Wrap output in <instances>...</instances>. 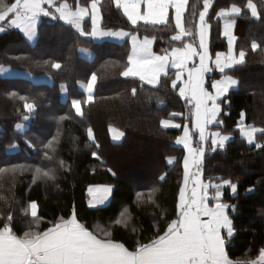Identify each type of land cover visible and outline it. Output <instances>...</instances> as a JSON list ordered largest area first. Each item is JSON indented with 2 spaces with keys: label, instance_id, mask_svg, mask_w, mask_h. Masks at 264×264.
<instances>
[{
  "label": "trees",
  "instance_id": "obj_1",
  "mask_svg": "<svg viewBox=\"0 0 264 264\" xmlns=\"http://www.w3.org/2000/svg\"><path fill=\"white\" fill-rule=\"evenodd\" d=\"M16 1L0 0V14ZM92 1L52 0L46 7L52 12V6L63 2L76 8ZM206 1L189 0L184 16L188 35L181 41L174 39L178 28L173 14L165 24H133L116 0L101 1L102 25L151 37L155 52L167 54L198 43ZM209 1L211 55L228 48L219 11L238 5L237 50L245 58L225 72L239 86L220 100V124L213 127L233 137L217 147L208 145L203 174L211 186L224 184L223 202L235 230L226 242L228 257L257 259L264 250V0ZM251 1L258 16L247 7ZM9 20L1 23L0 70L8 66L37 79L0 73V230L32 237L75 215L92 233L109 235L130 250L152 243L178 217L185 148L176 140L186 125H193L194 104L174 86V71L149 85L123 75L129 39L97 42L60 18L42 16L32 44ZM84 47L94 52L91 60L81 55ZM92 75L97 85L88 101L79 82ZM221 76L213 70L207 89ZM243 115L246 125L260 128L259 144L242 137L238 126ZM166 119L179 126L165 127ZM111 128L123 133L121 141L113 139ZM193 136L199 144L197 133ZM94 184L113 186L107 205H88V188ZM32 203L38 205L36 216Z\"/></svg>",
  "mask_w": 264,
  "mask_h": 264
},
{
  "label": "crops",
  "instance_id": "obj_2",
  "mask_svg": "<svg viewBox=\"0 0 264 264\" xmlns=\"http://www.w3.org/2000/svg\"><path fill=\"white\" fill-rule=\"evenodd\" d=\"M94 0L89 5H78L76 8L63 2L52 6V12L46 7L52 0H18L5 13L0 14L2 22L10 16L9 23L19 28L27 40L34 44L38 38V26L42 16L47 12L50 17L60 18L72 25L82 35L94 41L112 40L123 42L130 40L131 50L129 64L123 75L138 78L149 85H157L161 76L174 71V86L179 93L191 99L194 104L193 125H186L176 143L185 148L184 179L180 192L178 217L173 220L165 234L137 251L128 249L124 244L112 240L109 235L98 236L87 229L73 215L69 219L60 220L48 230L32 237L13 234L9 229L0 230V264H204L226 263L231 258L226 251L227 239L235 233L233 221L228 213V204L223 202L224 184H212L204 179L203 160L206 149L199 148L201 169L195 171V163L191 161L192 153L197 151L195 144L186 146L187 133H206L210 140L214 135L218 140L214 144L223 145L232 139L231 134H224L213 128L220 124L223 107L220 100L231 90L239 86L236 77L225 72L244 61L245 53L238 52L236 33L237 17L241 7L232 5L221 9L218 16L222 19V33L227 39L228 48L220 51L215 57L210 52V24L207 21L211 1H206L205 9L199 19V40L197 44L187 43L182 47H174L167 54L155 52V42L151 37L131 34L127 30H110L102 25L100 3ZM133 24L154 23L165 24L173 14L178 32L174 39L181 41L188 33L184 26V16L189 0H116ZM253 16H258L255 2L248 6ZM87 20L90 29L86 30ZM3 27H0V31ZM257 47V45H255ZM81 55L91 60L94 52L82 48ZM213 70L222 73L215 79L212 90H208L207 76ZM50 81V79H46ZM97 85V76L92 75L87 81H80V88L85 91L87 100L91 101ZM81 111V103L75 102ZM165 127H178L173 119L163 120ZM239 129L242 137L249 144H257L256 134L260 128L244 123V115ZM115 141H121L123 133L111 128ZM212 141V140H211ZM200 162H198L199 164ZM212 188L214 191H212ZM113 186L94 184L88 188V205L97 208L107 205L113 197ZM33 216L38 214L37 203H32ZM264 256V250L259 258Z\"/></svg>",
  "mask_w": 264,
  "mask_h": 264
},
{
  "label": "rangeland",
  "instance_id": "obj_3",
  "mask_svg": "<svg viewBox=\"0 0 264 264\" xmlns=\"http://www.w3.org/2000/svg\"><path fill=\"white\" fill-rule=\"evenodd\" d=\"M49 12H47V15L46 16H50L48 15ZM53 18V17H51ZM2 22L0 21V27L2 28ZM0 73L4 76H9V77H16V76H21V77H28V78H31L33 80H36L37 78L35 76H33L30 72L28 71H24V70H18V69H14L12 67H8V66H4L1 68L0 70ZM256 128V127H254ZM119 131V130H118ZM185 138V145L186 146H193L194 141H195V137L193 136V132L192 134L190 133H187L185 135V137H183V139ZM212 140V141H211ZM210 140V136L209 134H206V133H202V132H199L198 133V138H197V141L199 142V144L195 145L198 149L196 152H193L191 155V161H193L195 163V166L193 168L194 170V173L195 171H198L199 169H201V158H202V154L200 157L199 156V148L200 149H207L208 148V145L211 144L215 147L219 146L220 144H214L213 140H218L217 136L214 135L212 137V139ZM259 144V143H258ZM198 162H200L198 164Z\"/></svg>",
  "mask_w": 264,
  "mask_h": 264
},
{
  "label": "built area",
  "instance_id": "obj_4",
  "mask_svg": "<svg viewBox=\"0 0 264 264\" xmlns=\"http://www.w3.org/2000/svg\"><path fill=\"white\" fill-rule=\"evenodd\" d=\"M196 264V263H193ZM204 264H221L216 262L204 263ZM223 264H264V256L257 259H232Z\"/></svg>",
  "mask_w": 264,
  "mask_h": 264
}]
</instances>
